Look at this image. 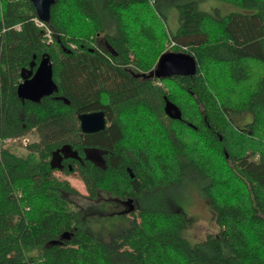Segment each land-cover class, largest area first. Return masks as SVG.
I'll list each match as a JSON object with an SVG mask.
<instances>
[{"label":"trees","instance_id":"16d2710c","mask_svg":"<svg viewBox=\"0 0 264 264\" xmlns=\"http://www.w3.org/2000/svg\"><path fill=\"white\" fill-rule=\"evenodd\" d=\"M220 1L241 11L56 0L47 44L30 0H0V264H264V0ZM162 2L179 11L174 34ZM176 55L196 73L157 75L159 59ZM43 58L55 92L20 98ZM97 111L106 127L84 133L80 115ZM232 113L251 121L237 126ZM30 134L39 140L26 155L1 145ZM66 146L76 155L53 165ZM92 149L102 150L103 166ZM62 175L84 182L83 200L123 207L114 214L131 226L110 242L89 231L80 192ZM189 182L219 226L202 242L190 239L177 201Z\"/></svg>","mask_w":264,"mask_h":264},{"label":"rangeland","instance_id":"374dc122","mask_svg":"<svg viewBox=\"0 0 264 264\" xmlns=\"http://www.w3.org/2000/svg\"><path fill=\"white\" fill-rule=\"evenodd\" d=\"M190 1H196L198 3L199 10L213 12L215 9H218L222 15L230 12L241 11L238 7L220 0H177L178 3H186ZM156 3L158 2L156 1ZM155 5L156 4H154V7ZM158 9L163 16L169 31L174 34L181 23L177 7L174 4H166L165 2H162ZM44 29L46 31L48 28L44 27ZM51 44H53V42ZM174 46V42L170 39V44L167 48L171 50ZM158 84L161 85L160 82ZM231 118L237 126H245L246 123L251 121V116L245 113H232ZM38 140L39 137L36 134H30L26 137L14 138L6 145V147L10 148L16 154L23 156L28 152L26 149L27 144ZM87 154H89L95 164L99 166L104 165L102 150H88ZM70 155H76V153L70 146H66L61 151H58L53 155L52 164L60 166L62 158ZM62 177H64L65 180L70 182V184L80 192V196L75 200L76 204L79 205L81 209V217L88 220L85 221V225L89 231L100 236L104 241L110 242L116 234L126 231L131 226L132 219L120 214H114V212H123V207L113 205L114 212H112L109 208H107V203L102 198L96 201L83 200L82 197H87L88 195L84 182L76 175H62ZM189 181L192 180L189 179ZM177 201L188 214L190 222L189 237L192 241L202 242L205 240L207 235L216 234L218 232L219 226L215 221L214 214L210 209L208 201L201 194L196 183L189 182L185 185V187L180 189L177 192ZM110 203L113 202L111 201Z\"/></svg>","mask_w":264,"mask_h":264},{"label":"water","instance_id":"95a60500","mask_svg":"<svg viewBox=\"0 0 264 264\" xmlns=\"http://www.w3.org/2000/svg\"><path fill=\"white\" fill-rule=\"evenodd\" d=\"M35 6L37 17L43 22L51 19V7L56 0H30ZM158 67H170L171 72L179 71L182 74L194 75L196 67L189 59L179 55L172 57L162 56ZM56 84L53 78V64L49 58H43L31 78L21 82L18 86V95L22 99L38 101L46 95L55 92ZM80 125L84 133H95L106 127L105 112L97 111L80 115Z\"/></svg>","mask_w":264,"mask_h":264},{"label":"bare ground","instance_id":"6f19581e","mask_svg":"<svg viewBox=\"0 0 264 264\" xmlns=\"http://www.w3.org/2000/svg\"><path fill=\"white\" fill-rule=\"evenodd\" d=\"M155 2V0H151V3L153 4ZM40 19L39 18H36L35 19V22H36V24L39 26V27H41V28H43L44 29V27H42L43 25H41L40 24ZM43 22V21H42ZM46 27L48 28V29H46V31H45V29H44V33H43V37L46 39V42H47V44H51L52 42H53V39H52V31H51V29L46 25ZM16 29H20V26L18 25V26H16L15 27ZM72 48H74V49H76V47L74 46V45H72ZM1 50V49H0ZM190 59V58H189ZM191 60V59H190ZM192 61V60H191ZM170 67H158V65H157V70L156 71H158V72H156V74L158 75V74H160V72H165V71H167V72H170ZM106 125H107V120H106ZM26 210H28V208L26 207Z\"/></svg>","mask_w":264,"mask_h":264},{"label":"built area","instance_id":"2783aa9c","mask_svg":"<svg viewBox=\"0 0 264 264\" xmlns=\"http://www.w3.org/2000/svg\"><path fill=\"white\" fill-rule=\"evenodd\" d=\"M40 24L43 25L44 27H46V23L45 22H42L40 21ZM13 139H10V138H6V139H2L1 140V145L4 146V145H7L9 144ZM5 147V146H4Z\"/></svg>","mask_w":264,"mask_h":264},{"label":"crops","instance_id":"0c3cea01","mask_svg":"<svg viewBox=\"0 0 264 264\" xmlns=\"http://www.w3.org/2000/svg\"><path fill=\"white\" fill-rule=\"evenodd\" d=\"M38 18V17H37ZM47 24V22H45Z\"/></svg>","mask_w":264,"mask_h":264},{"label":"flooded vegetation","instance_id":"af4514ba","mask_svg":"<svg viewBox=\"0 0 264 264\" xmlns=\"http://www.w3.org/2000/svg\"><path fill=\"white\" fill-rule=\"evenodd\" d=\"M38 67V66H37Z\"/></svg>","mask_w":264,"mask_h":264}]
</instances>
